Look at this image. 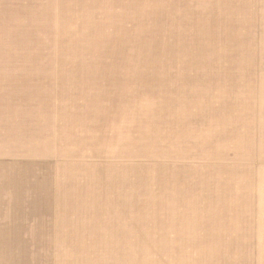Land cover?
Listing matches in <instances>:
<instances>
[{
	"label": "rangeland",
	"instance_id": "obj_1",
	"mask_svg": "<svg viewBox=\"0 0 264 264\" xmlns=\"http://www.w3.org/2000/svg\"><path fill=\"white\" fill-rule=\"evenodd\" d=\"M0 264H264V0H0Z\"/></svg>",
	"mask_w": 264,
	"mask_h": 264
}]
</instances>
